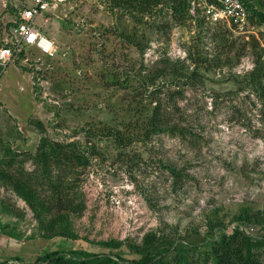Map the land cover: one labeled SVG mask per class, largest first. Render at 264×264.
Masks as SVG:
<instances>
[{"label": "rangeland", "instance_id": "obj_1", "mask_svg": "<svg viewBox=\"0 0 264 264\" xmlns=\"http://www.w3.org/2000/svg\"><path fill=\"white\" fill-rule=\"evenodd\" d=\"M32 2L0 0V45ZM50 4L35 26L53 56L26 48L0 74V162L22 154L14 169L29 172L26 155L41 137L78 142L88 164L70 183L82 207L68 216L71 236H55L46 217L0 184V249L7 240L10 253L0 263L34 264L44 252L73 249L133 260L129 246L146 234L197 244L216 223L215 236L237 224L261 234L237 218L264 212V116L236 81L254 67L261 29L236 35L225 25L181 24L165 6L143 14L115 0ZM156 107L164 131L145 140ZM101 128L134 140L85 137ZM111 241L120 245H103Z\"/></svg>", "mask_w": 264, "mask_h": 264}, {"label": "trees", "instance_id": "obj_2", "mask_svg": "<svg viewBox=\"0 0 264 264\" xmlns=\"http://www.w3.org/2000/svg\"><path fill=\"white\" fill-rule=\"evenodd\" d=\"M115 1L117 5L131 10L136 9L143 14L151 13L158 6H165V17L168 16L181 24L188 21L194 22L198 27L205 25L207 28H217V26L208 25L203 18L192 20L187 0ZM243 3L250 13L251 25L261 29L253 43L257 46L262 45L263 48L255 53L253 69L237 78L236 81L240 84V90L249 89L255 94L264 116V0H243ZM216 35L219 41L223 37L215 32L213 36ZM195 70L191 75L196 77L198 74ZM163 131L160 112L156 107L147 121L144 139H150L153 134ZM84 133L85 137H99V139L101 135L120 146L134 140L133 136H127L125 139L119 130L108 128H101V131L96 134ZM19 155L22 154L8 152V160L0 162V184H4L20 198L35 217L39 219L46 217L45 227L55 236H71L68 216L79 212L82 204L74 185L70 183V176L77 168L88 164V159L79 143L51 142L48 138L41 137L35 154L26 155L34 164L33 170L29 172L14 169V157L17 158ZM168 169L175 175H179L178 172ZM237 220L246 224L256 223L260 227L261 234L250 233L244 225L237 224L231 233H220L215 236L213 231L219 229L221 224L216 223L210 227V236L197 244L183 239H171L164 234L163 236L155 233L146 234L140 245L129 246L130 251L139 256L138 259L124 260L118 254L112 256L73 249L44 252L36 258L34 264H264V212L254 211L249 214L244 210ZM103 245L113 247L120 243L111 241ZM16 262L23 264L19 260Z\"/></svg>", "mask_w": 264, "mask_h": 264}, {"label": "built area", "instance_id": "obj_3", "mask_svg": "<svg viewBox=\"0 0 264 264\" xmlns=\"http://www.w3.org/2000/svg\"><path fill=\"white\" fill-rule=\"evenodd\" d=\"M52 0H33L20 10L10 26L6 39L0 45V74L26 48H36L47 56H53L54 44L35 26V19L48 11ZM192 20L203 18L210 26L225 25L236 35L253 33L250 13L243 0H187ZM251 233L252 229H248Z\"/></svg>", "mask_w": 264, "mask_h": 264}, {"label": "crops", "instance_id": "obj_4", "mask_svg": "<svg viewBox=\"0 0 264 264\" xmlns=\"http://www.w3.org/2000/svg\"><path fill=\"white\" fill-rule=\"evenodd\" d=\"M31 49H33V48H28V50H31ZM15 60V59H14ZM2 246H1V249H0V261L2 260V258L4 257V256H9V255H7V254H10L9 252H8V250L7 249H5V248H3L4 247V245L6 244L7 245V240H2ZM15 254V253H14ZM15 259H17L16 257H14ZM18 260V259H17ZM1 264V263H0Z\"/></svg>", "mask_w": 264, "mask_h": 264}]
</instances>
